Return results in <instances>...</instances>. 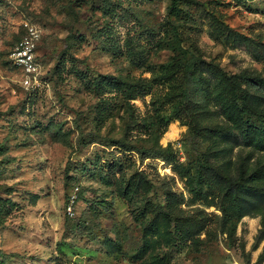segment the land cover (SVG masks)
<instances>
[{
	"label": "rangeland",
	"instance_id": "obj_1",
	"mask_svg": "<svg viewBox=\"0 0 264 264\" xmlns=\"http://www.w3.org/2000/svg\"><path fill=\"white\" fill-rule=\"evenodd\" d=\"M244 74L264 80V0H0V263L264 264Z\"/></svg>",
	"mask_w": 264,
	"mask_h": 264
},
{
	"label": "built area",
	"instance_id": "obj_2",
	"mask_svg": "<svg viewBox=\"0 0 264 264\" xmlns=\"http://www.w3.org/2000/svg\"><path fill=\"white\" fill-rule=\"evenodd\" d=\"M40 35L34 28L28 29V33L15 45L12 52V59L21 72V84L30 88L38 84V65L35 62V45ZM72 204L67 208V213L72 215Z\"/></svg>",
	"mask_w": 264,
	"mask_h": 264
},
{
	"label": "trees",
	"instance_id": "obj_3",
	"mask_svg": "<svg viewBox=\"0 0 264 264\" xmlns=\"http://www.w3.org/2000/svg\"><path fill=\"white\" fill-rule=\"evenodd\" d=\"M246 93L240 96L242 103H251L260 105L264 101V80L252 77V75L244 74L240 77ZM246 142V141H245ZM209 174L210 178L219 186H221L229 195H235L241 191H248L240 184H232L230 178L209 169L205 164L203 167ZM255 192V190H254ZM252 195V193H249ZM254 195V194H253ZM0 264H3L2 262Z\"/></svg>",
	"mask_w": 264,
	"mask_h": 264
}]
</instances>
